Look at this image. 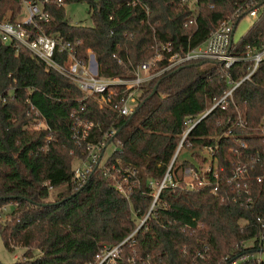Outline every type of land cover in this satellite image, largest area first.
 <instances>
[{
  "label": "trees",
  "instance_id": "trees-1",
  "mask_svg": "<svg viewBox=\"0 0 264 264\" xmlns=\"http://www.w3.org/2000/svg\"><path fill=\"white\" fill-rule=\"evenodd\" d=\"M61 2L0 0V21L19 23L27 4L38 5L48 20H35L26 30L77 44L79 61L87 62L91 51L98 76L107 79H130L157 46L169 43L178 54L195 49L218 22L235 13L234 30L249 10L257 13L247 33L232 43L236 51L259 48L264 41V0H196L192 6L184 0ZM80 3L87 5L90 27L73 25L65 17V5ZM192 17L195 23L184 27ZM66 56L56 59L64 64ZM245 70L244 65L226 72L216 63L186 64L141 85L135 94L138 105L124 117L99 107L16 41L5 43L0 37V236L8 252H23L13 264H88L105 247L131 235L152 204L149 183H159L166 173L188 121L209 106L206 96L220 97L227 78L238 81ZM117 89L115 103L124 95L122 87ZM232 97L224 110L212 111L187 134L173 163V181L179 185L161 191L145 224L122 247L117 264H230L264 252V184L255 179L264 174L258 164L264 157L258 129L264 122V62ZM76 121L93 124L79 145L72 139ZM109 132L113 135L106 138ZM101 140L117 150L109 165L119 160L136 171L128 198L98 168L82 186L76 184L73 163L85 159L87 143ZM213 146V160L224 167L218 168V179L213 181V171L210 185L184 188L183 171L198 170L197 164L207 159L201 151ZM184 149L189 157L179 160ZM239 163L248 169L252 202L247 205L244 192L237 194L235 182L225 179ZM7 206L12 209L5 214ZM248 242L252 245L245 246Z\"/></svg>",
  "mask_w": 264,
  "mask_h": 264
},
{
  "label": "built area",
  "instance_id": "built-area-1",
  "mask_svg": "<svg viewBox=\"0 0 264 264\" xmlns=\"http://www.w3.org/2000/svg\"><path fill=\"white\" fill-rule=\"evenodd\" d=\"M195 1L196 0H184L185 3H190L191 6ZM57 2L58 5L63 3L61 0H57ZM248 15L252 19L257 17V13L254 9L249 10ZM235 16L236 13L228 19L218 22L214 26L211 34L200 45H198V47L183 54L172 53L169 43L157 46L155 48V54L147 63L139 64L133 71L130 79L120 77L107 79L98 76V67L96 66V62L94 61L95 58L91 51L87 50V62L79 61L76 57L77 51H75L77 44L74 45L69 41L63 42L58 38H52L50 36L47 37L39 34L32 35V33L27 31L25 26L31 25L35 20H43L45 22L48 20V14L43 12L38 5L31 3L27 4L24 17L19 23L11 24L9 22L0 21V37L3 42L16 41L25 47L29 53L33 54L38 60L43 62L47 68L50 67L56 70L64 78L72 81L82 93H85L87 96H90L97 101L99 107L102 108L103 106H107L109 109H112L124 117L131 115L138 105L135 94L141 85L146 84L151 80H155L168 72L180 69L186 64L198 62L216 63L226 72L234 69L238 65L246 66L245 73L239 77L238 81L234 82L227 78L228 88L220 97L214 98L211 97V95L206 96L209 106L196 120L188 121L189 127L181 138L166 173L163 175L159 183L153 181L149 183V188L152 190L151 198L153 201L149 210L144 215L145 217L139 220L136 229L119 244L112 247H105L100 254L94 258V261L88 264H117V262L121 260L122 247L128 243L136 234L137 230L145 224L150 213L155 208V203L158 200L157 198L161 191L166 188H176L179 185L173 181V178L175 177L173 163L182 149L181 147L187 134L212 111L217 108L224 110L229 102H232V94L234 90L241 84L249 82L250 78L264 62V41L260 44L259 48L250 47L248 45L244 50L236 51L232 47L235 33ZM194 23L195 17L189 18L185 22L184 27H189ZM65 54L67 55L65 62L64 64H60L56 59V55L64 56ZM165 55H167L165 63L158 67L157 64L163 61ZM91 64L95 67V72L91 70ZM120 87L124 89V95L115 103L113 99L116 97L117 88ZM91 127H93V124L89 121H76L75 125L71 128L73 135L72 139L75 144H82L88 139ZM258 129L261 140L264 143V122L258 127ZM112 135L113 133L109 132L106 138L111 137ZM110 146L113 147L110 143L106 144L104 140H101L99 143H87L85 146V159H77L76 165L72 167L73 177L76 184L82 186L87 178L98 168L100 169L101 176L112 183L116 192L121 197L128 198L135 185L134 179L136 171H133L130 167L121 166L119 160L116 163L109 165L110 157L117 151L114 147L113 153L103 160L106 149ZM216 150V146L205 147L203 149L204 154L207 157L205 162L206 166L203 169H185L183 171L181 185H183L184 188L195 190L210 185L211 181L208 178V174L213 171V181L218 179V174L220 171H223L224 167L218 166L216 161L213 160V155ZM258 164H262L264 167V157L262 163ZM218 168L220 170L218 174H216ZM247 172V166L239 163L235 165V168L231 172V176L225 178L226 183L228 184L235 182V186L238 188L237 194L240 193V190L244 192L243 195L246 196L245 205L252 202V197L249 195L248 191ZM255 179L258 184H264V174L256 176ZM214 184L215 187L212 190L213 194H215L218 189V183ZM258 221L263 223V220L261 219H258ZM255 255H243L230 264H240L247 261L259 260L261 258V254H259L258 258L255 257Z\"/></svg>",
  "mask_w": 264,
  "mask_h": 264
},
{
  "label": "rangeland",
  "instance_id": "rangeland-1",
  "mask_svg": "<svg viewBox=\"0 0 264 264\" xmlns=\"http://www.w3.org/2000/svg\"><path fill=\"white\" fill-rule=\"evenodd\" d=\"M96 1V0H94ZM64 10H65V17L68 18L69 22L73 25H82V26H86V27H90L92 26V21L88 16L87 13V5L85 3H80V4H69V5H65L64 6ZM23 14L25 13V9L22 10ZM253 23V19L250 18L249 16H247L246 18H244L243 20H241V22H239V24L236 27V32H235V36H234V42H237L241 37H243L249 27L252 25ZM95 61V59H94ZM91 70H93L95 72V67H93V65H90ZM113 147L110 146L106 149V153L105 156L103 158V160H105L108 156H110L113 153ZM187 151L184 149V151H182V154L179 158V160L184 157H189V155L186 154ZM201 154H204V151H201ZM191 159V158H189ZM76 161L73 163V166L76 165ZM197 164V163H196ZM198 169L201 170L203 169L206 164H197ZM52 199V198H51ZM12 209V207H6L5 208V214L8 213L10 210ZM3 219V217H2ZM252 242H248L245 244V246H251ZM23 254L22 251L19 250H15L14 252L10 253L7 251V249L5 248V246L3 245V241L2 238L0 236V264H13L17 258H20L21 255ZM255 255V254H254ZM255 257H259L258 255H255ZM261 259L264 261V252L260 255Z\"/></svg>",
  "mask_w": 264,
  "mask_h": 264
},
{
  "label": "water",
  "instance_id": "water-1",
  "mask_svg": "<svg viewBox=\"0 0 264 264\" xmlns=\"http://www.w3.org/2000/svg\"><path fill=\"white\" fill-rule=\"evenodd\" d=\"M156 88L153 89V92H155Z\"/></svg>",
  "mask_w": 264,
  "mask_h": 264
}]
</instances>
